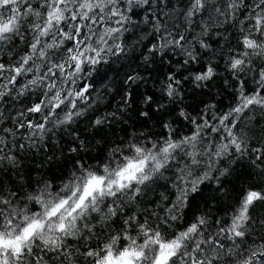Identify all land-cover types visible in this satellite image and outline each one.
Returning <instances> with one entry per match:
<instances>
[{"label": "snow or ice", "instance_id": "1", "mask_svg": "<svg viewBox=\"0 0 264 264\" xmlns=\"http://www.w3.org/2000/svg\"><path fill=\"white\" fill-rule=\"evenodd\" d=\"M223 25L239 35L218 56ZM225 57L234 102L184 105L185 82L209 87ZM121 60L122 102L90 119L93 144L74 127L95 103L89 79ZM157 63L169 71L137 129L128 110ZM21 97L36 99L13 114ZM58 132L73 137L63 162ZM42 150L48 172L26 176ZM233 175L253 183L214 213L221 198L205 193ZM261 208L264 0H0V264H264Z\"/></svg>", "mask_w": 264, "mask_h": 264}, {"label": "trees", "instance_id": "2", "mask_svg": "<svg viewBox=\"0 0 264 264\" xmlns=\"http://www.w3.org/2000/svg\"><path fill=\"white\" fill-rule=\"evenodd\" d=\"M175 2V0H174ZM220 32H227V38L220 41L219 47L216 45V40L219 37H213L212 42L213 46L217 48V54L219 56L220 52L223 49L227 48L228 41H234L236 35H239L236 28L229 25H223L220 29ZM179 58V57H177ZM225 61L221 59H214V62L218 65L217 72L218 75L214 77L212 82H209V87L207 88H196L192 83L185 82L184 84V105H191L192 108H203L204 103H215L218 108L226 109L234 102L235 89L233 85L235 81L231 79L230 74L225 70ZM127 60H121L117 62H109L99 66L97 71L93 73L92 77L89 79V83L92 85L90 91L93 94V100L95 101L93 109H91L84 118H82L74 127L77 132L88 141H91L93 144L95 140H99L100 136H95V130L90 128V119L95 116L102 115L107 112L116 110L121 105V96L123 84L122 81L125 78L126 73L132 71V68L128 67ZM207 63V57L205 56L201 64L192 65L193 69L202 68L203 64ZM139 64V61H136L133 64V67ZM139 71H143L142 67L137 68ZM169 71V65L166 63H157L148 70L147 73V83L145 85L136 87V97L135 103L132 106V109L128 110V117H131L129 123L134 125L135 128L140 129L143 127L141 120L137 118L136 112L141 110L144 105L142 104V97L147 92H157L159 84L156 82L162 80L164 75ZM227 80V84L224 81ZM35 97L29 100L27 97H21L17 100L12 107V113L27 108L31 103L35 102ZM191 110V109H189ZM127 118V117H125ZM170 118H175V113ZM114 127L117 129L115 134L109 131L108 139L115 140L117 137L124 135L120 129L124 127L121 124H114ZM154 131H159L158 128H153ZM71 131V129H69ZM95 136V139L93 137ZM57 138L60 139V144L55 146L56 155L60 156L61 162H63V156H61V150H63L65 155H68L67 149L72 146L73 137L67 133H64L61 137L60 133H57ZM48 155V151H37L29 152L27 158L24 160V173L27 176L28 170L31 168H37L42 163L44 167L39 169L41 173L48 172L49 166L45 162V157ZM95 155V153H93ZM245 166H248L249 170L251 169V164L248 159H245L242 163L237 165V171H243ZM233 183L227 185L228 192L220 193L216 192L214 188L210 185L208 191L205 195H215L220 197V202L215 203L213 212L216 213V210L220 208L223 204L231 203V195H235L233 191V184H236L239 187H244L245 185H250L253 183L251 179L247 180H236L235 175L231 178ZM163 191V189H159ZM203 208V204H201ZM257 215H264V208L257 210Z\"/></svg>", "mask_w": 264, "mask_h": 264}]
</instances>
